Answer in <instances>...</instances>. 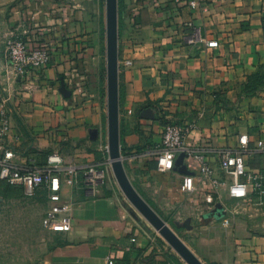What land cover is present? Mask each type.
<instances>
[{
  "label": "crops",
  "instance_id": "1",
  "mask_svg": "<svg viewBox=\"0 0 264 264\" xmlns=\"http://www.w3.org/2000/svg\"><path fill=\"white\" fill-rule=\"evenodd\" d=\"M188 1L118 0L124 166L150 206L188 233L187 246L205 264H264V212L236 211L224 176L220 186L186 195L181 171L196 169L195 161L179 154L171 172L157 170L169 124H194L185 144L196 151L236 147L243 135L252 144L264 140V0ZM195 29L218 47L191 42ZM21 33L30 48L52 54L26 83L11 74L5 50L6 39ZM106 105L105 0H0V146L13 151L14 164L43 168L52 154L77 168L102 163ZM249 159L253 171H264V154ZM62 196L75 203L72 230L57 233L38 264H186L112 183L95 196L64 186Z\"/></svg>",
  "mask_w": 264,
  "mask_h": 264
},
{
  "label": "built area",
  "instance_id": "2",
  "mask_svg": "<svg viewBox=\"0 0 264 264\" xmlns=\"http://www.w3.org/2000/svg\"><path fill=\"white\" fill-rule=\"evenodd\" d=\"M196 6L197 0L188 1ZM208 12V8L204 9ZM195 29L191 42H201L208 48L218 47L217 41H205L198 37ZM26 33L13 34L6 39V55L10 61V72L24 83L33 81L52 61L50 50L43 47L30 48L26 41ZM127 66L132 62L127 61ZM3 131H8L9 122L5 112H2ZM196 126L167 125L157 152V170L166 174L175 168V161L179 154H185L188 159L197 163V168L183 176L182 192L186 195L194 193L202 184L216 188L223 183V178L230 182L229 198L233 201L234 209L252 208L264 212V171L256 172L251 168L250 156L264 154V140L251 143L248 136L238 138V146L224 147L215 150H192L185 141L189 133ZM106 155L102 163L93 164L85 168L66 166L60 155L52 154L48 157L47 166L35 168L33 166L17 165L11 160L13 151L4 144L0 146V182L9 187L23 188L27 196H32L36 189L43 188L49 193V200L53 207L49 208L43 217L45 228L59 234H66L72 230V211L75 203L64 200L62 188L67 186L77 189L82 186L87 195L95 196L107 180L114 177L109 160L108 145L102 146ZM251 186V191L249 187ZM212 203L213 196L207 198ZM237 212L232 214L234 219ZM232 219L226 220V226L232 224ZM108 264H115L108 258Z\"/></svg>",
  "mask_w": 264,
  "mask_h": 264
},
{
  "label": "water",
  "instance_id": "3",
  "mask_svg": "<svg viewBox=\"0 0 264 264\" xmlns=\"http://www.w3.org/2000/svg\"><path fill=\"white\" fill-rule=\"evenodd\" d=\"M106 5V51H107V140L109 160L115 180L128 201L137 212L159 233L186 264H205L140 195L132 184L124 166L120 139V87H119V7L118 0H105ZM63 94H70L65 86ZM98 140V130L91 131ZM189 172L186 168L181 171ZM221 209L218 206L217 210ZM216 210V211H217ZM189 221L183 224L187 227ZM178 225V224H177Z\"/></svg>",
  "mask_w": 264,
  "mask_h": 264
},
{
  "label": "rangeland",
  "instance_id": "4",
  "mask_svg": "<svg viewBox=\"0 0 264 264\" xmlns=\"http://www.w3.org/2000/svg\"><path fill=\"white\" fill-rule=\"evenodd\" d=\"M111 183L121 192L112 176L106 185ZM14 189L4 184L0 187V264H38L58 236L43 225L48 198L41 188L32 196H27L23 188L18 192ZM159 215L186 244L188 233L184 229L177 230L169 215Z\"/></svg>",
  "mask_w": 264,
  "mask_h": 264
},
{
  "label": "trees",
  "instance_id": "5",
  "mask_svg": "<svg viewBox=\"0 0 264 264\" xmlns=\"http://www.w3.org/2000/svg\"><path fill=\"white\" fill-rule=\"evenodd\" d=\"M122 98H123V95L121 94V92H120V102H121V100H122ZM123 149V148H122ZM124 150V149H123ZM124 152V151H123ZM122 152V153H123ZM207 264H210V263H207Z\"/></svg>",
  "mask_w": 264,
  "mask_h": 264
}]
</instances>
